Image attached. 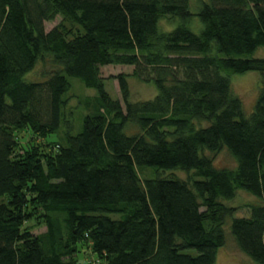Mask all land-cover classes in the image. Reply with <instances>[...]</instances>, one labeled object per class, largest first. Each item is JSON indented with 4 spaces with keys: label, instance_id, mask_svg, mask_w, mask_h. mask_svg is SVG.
Listing matches in <instances>:
<instances>
[{
    "label": "trees",
    "instance_id": "16d2710c",
    "mask_svg": "<svg viewBox=\"0 0 264 264\" xmlns=\"http://www.w3.org/2000/svg\"><path fill=\"white\" fill-rule=\"evenodd\" d=\"M196 8L0 0V264H215L225 226L241 253L264 264V58L254 57L264 48V0ZM56 16L75 32H46ZM194 16L198 34L187 26ZM37 65L42 74L30 79ZM109 66L131 68L156 95L130 101L119 74L122 103L112 99L100 73ZM228 72L260 74L248 116ZM68 78L95 91L79 100L87 113L77 133ZM58 132L63 143L45 141ZM223 150L235 167L214 166L209 155ZM145 167L171 174L142 178ZM239 190L257 200L242 217L227 204ZM39 226L45 232L34 235ZM82 250L94 259L81 262Z\"/></svg>",
    "mask_w": 264,
    "mask_h": 264
},
{
    "label": "rangeland",
    "instance_id": "374dc122",
    "mask_svg": "<svg viewBox=\"0 0 264 264\" xmlns=\"http://www.w3.org/2000/svg\"><path fill=\"white\" fill-rule=\"evenodd\" d=\"M199 0H190L191 4V12L195 14L197 12V2ZM180 23V20H174L171 24L166 20H163L160 25L161 30H171L177 24ZM56 26H61L64 29H71L75 32L77 27L64 20L61 16H56L52 21H48L44 24L45 31L48 32ZM188 28L195 34H198L201 30V24L197 16L192 17V19L187 23ZM254 57L256 58H264V48H259L254 53ZM43 71L42 65H37L34 71L28 76L30 79H37L41 76ZM100 73L102 78H104V88L106 92L112 99L119 100L121 102V94L119 92L118 82L115 79L119 74H127L128 75V87L130 93V101L137 102V101H146L152 99L156 95V89L151 84H144L132 77H129L131 73V68L120 67V66H109L103 67L100 69ZM228 76L232 94L238 97L242 102V107L244 114L248 116L254 108L257 95L259 92L260 87V74L257 72H246L243 74H236V73H225ZM70 83V90L66 94L65 97L68 98V107L74 109V118H75V132L77 133L81 129L82 117L87 113L85 106H79V100H82L86 96H93L95 95V91L92 89L85 88L81 82L74 78H68ZM122 103V102H121ZM134 132V130H132ZM31 136L30 131L24 130L23 132L19 133V139L22 140L24 143L29 137ZM48 143H63L62 133L58 132L48 136L45 139ZM206 155H209L206 153ZM212 158V162L216 168H233L235 167L236 161L234 158L229 155L226 150H223L219 153L214 155H209ZM139 172L141 177H145L147 179H152L155 177H164L165 175L171 174L170 172H164L159 169L145 167ZM174 175L182 180H189L191 178V174L183 173V172H175ZM257 200L247 192L243 190H239L236 193L235 198L227 202L229 206H240V212L236 217H242L240 215L245 214L246 206L250 203H255ZM245 206V207H244ZM245 208V209H244ZM243 210V211H241ZM249 215V212L246 213V216ZM112 218L117 219V215L111 216ZM34 222H31L33 225ZM45 232L44 226H39L34 228L33 234L40 235ZM82 250V255H79L80 261L89 262L94 258L91 257L89 251ZM188 253L196 254L195 251L190 250ZM215 264H255L253 260L249 257L241 253L233 238L231 237L227 226H225V245L217 251L216 254V263Z\"/></svg>",
    "mask_w": 264,
    "mask_h": 264
}]
</instances>
